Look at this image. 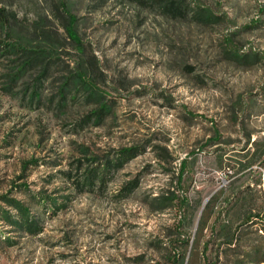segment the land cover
<instances>
[{
  "label": "rangeland",
  "instance_id": "1",
  "mask_svg": "<svg viewBox=\"0 0 264 264\" xmlns=\"http://www.w3.org/2000/svg\"><path fill=\"white\" fill-rule=\"evenodd\" d=\"M51 1L0 0V7L14 12L18 23L50 25L45 11ZM196 2L219 21L204 26L166 19L137 0H81L83 38L111 77L110 94L118 95L116 116L104 127L70 134L60 117L21 107L2 88L0 64V194L23 182L51 194L65 189L58 179L46 180L55 169L24 162L62 157V166L78 155L79 144L102 150L150 139L173 159L162 161L158 148L148 149L116 174L107 194L77 195L44 218L40 234L8 232L18 242L0 243V264H170L188 237L185 264H264L247 254L257 246L259 257L264 251V0ZM224 48L257 58L237 63ZM120 78L130 88L111 82ZM217 136L221 142H209ZM136 174L137 190L126 199L115 196ZM167 193L177 200L155 210L156 198ZM6 228L0 222V230ZM226 230L236 234L233 250L223 242Z\"/></svg>",
  "mask_w": 264,
  "mask_h": 264
},
{
  "label": "trees",
  "instance_id": "2",
  "mask_svg": "<svg viewBox=\"0 0 264 264\" xmlns=\"http://www.w3.org/2000/svg\"><path fill=\"white\" fill-rule=\"evenodd\" d=\"M51 8L45 11V18L51 19L46 25L44 20L33 25L18 23L14 12L4 11L0 7V64L4 71L2 88L13 99L18 100L21 107L30 110H44L63 119L62 127L66 132L78 135L91 127H104L108 120L116 116L118 95H111L107 89L111 77L95 53L92 43L83 38L82 26L87 19L79 14L81 0H52ZM106 0H95V5L104 4ZM142 5L151 8L161 17L176 21L189 20L201 25H210L219 21V14L209 7L199 4L196 0H137ZM49 14V15H47ZM256 23L263 24V21ZM226 57L237 63L253 62L256 53H239L238 50L224 48ZM191 70V66L185 65ZM120 88L128 89L131 84L123 78L114 79ZM203 82H205L203 80ZM119 90L118 87H113ZM264 99V88L260 91ZM168 100V98H167ZM245 105L242 106L244 109ZM250 134H248V138ZM220 138L214 137L209 142L217 144ZM228 142V141H226ZM151 148H158L157 156L171 163L173 159L164 146L152 145L150 139L133 141L119 146H107L102 150H92L89 146L79 144L78 155L72 156L65 165L60 159L49 160L41 157L31 158L24 162L28 164H47L54 172L46 179L52 183L56 179L65 183V189H55L51 194L43 189H30L29 183L23 182L13 186L7 193L0 194V222L6 229L0 230V243L13 246L18 240L7 234L16 231L19 234L38 235L43 231L44 218L55 216L66 209L73 198L83 193L107 194L108 187L116 174L131 160L144 154ZM99 149V148H98ZM264 154V152H263ZM186 161L182 160L178 177L185 171ZM140 184V174L125 180L115 191L119 199H126L133 194ZM62 192L57 193L55 192ZM23 194L26 199L18 197ZM55 194V195H54ZM156 198L155 210L167 209L171 202L177 200L176 195H159ZM213 196L205 205L207 209ZM212 199V200H211ZM154 200V198H152ZM186 200V199H185ZM204 213L198 227H204ZM223 242L227 250L236 246V237L228 233ZM235 241H233L234 239ZM189 237L179 244H185V249L173 251L170 264H185L186 247ZM225 249V251H226ZM255 261L264 259V251L260 254L255 247ZM239 264V263H236Z\"/></svg>",
  "mask_w": 264,
  "mask_h": 264
},
{
  "label": "water",
  "instance_id": "3",
  "mask_svg": "<svg viewBox=\"0 0 264 264\" xmlns=\"http://www.w3.org/2000/svg\"><path fill=\"white\" fill-rule=\"evenodd\" d=\"M206 201H207V198L204 200L203 204H205V203H206Z\"/></svg>",
  "mask_w": 264,
  "mask_h": 264
}]
</instances>
